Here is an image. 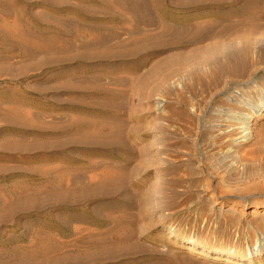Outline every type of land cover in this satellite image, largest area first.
Masks as SVG:
<instances>
[{"label":"rangeland","instance_id":"rangeland-1","mask_svg":"<svg viewBox=\"0 0 264 264\" xmlns=\"http://www.w3.org/2000/svg\"><path fill=\"white\" fill-rule=\"evenodd\" d=\"M209 1L163 0L178 35L153 12L138 32L131 0H0V264L25 257L39 214L64 264H264V48L218 71L214 37L192 32ZM27 24L43 34L10 51ZM47 181L39 200L63 192L62 204L9 213L12 183ZM80 186L98 198L77 202ZM85 235L112 239L88 261Z\"/></svg>","mask_w":264,"mask_h":264},{"label":"bare ground","instance_id":"bare-ground-1","mask_svg":"<svg viewBox=\"0 0 264 264\" xmlns=\"http://www.w3.org/2000/svg\"><path fill=\"white\" fill-rule=\"evenodd\" d=\"M131 2H132V5L130 7V10H132V12L135 14V21H136V26H137L136 30L138 32L139 31L141 32L144 30L141 27V25L146 26V25H149L150 23V21L148 20H143L144 22L142 21V17H144L145 15H148L150 17L151 13L153 12L154 16H157V21L158 19L162 20V18L166 16V11L161 6L163 0H131ZM209 4H210L209 5L210 10L203 13V16L210 18L212 20L207 21V22L204 21V23H201L200 25L196 24L197 25L196 27H192L193 28L192 32H194L193 34H195L196 37H200V38L203 37L207 39L208 37H214V40L208 42L206 44L207 46L205 47L208 50V52L211 53L210 55L211 58L209 56L210 61L211 60L213 61L212 63L215 64L218 71L222 70V71L230 72L232 71V69L234 70V68L237 67L239 64L242 65V63H244L245 60H247V58L250 57L249 55L255 52V50H258V49L260 50L264 48V0H211L209 1ZM166 17L167 18L165 20H162L163 25H162V29L160 32L161 34H165L166 32H171V33L174 32V34L176 33L178 35H181L182 32L185 31V28H183V26L174 27V25H179V23L181 24V22L183 21L182 19H179L176 17L174 18L171 15L166 16ZM201 29L207 30L206 35H203L201 33L200 31ZM18 31L19 33L14 32L15 34L13 35H14V38L18 39L19 41H16L14 45L9 44L10 51L15 49L16 45L18 46L34 45L33 39L40 38L39 35L43 34L44 32L43 30L35 31V29L31 28L29 24L23 25V26L21 25V29H19ZM8 34L7 32L3 31L0 34V42L4 43L8 41L9 39L6 40V38L11 37V35L9 34L8 36ZM54 37H57V36L54 35ZM196 37L195 39H197ZM43 47L42 45H40V47L37 46L36 48L41 49ZM205 62L207 64L210 63L209 60ZM10 110H13V109H10ZM5 114L7 115L6 116V119H7V117H9V114L8 113H5ZM13 117L14 116H12L11 118ZM10 120L8 122L9 125H12V128L15 129L16 127L13 126V124L15 125L16 123L20 121L19 120L14 121L16 123H13L11 122L13 120L11 121ZM19 125L21 126L23 125V123L22 124L19 123ZM23 127H25L24 129H28L26 125L25 126L23 125ZM8 128H10L11 131L13 132V129L10 126ZM41 146L44 147V144ZM56 146L59 147L58 145ZM63 147H59L60 151H61V148L63 149ZM59 148H56V149L59 150ZM36 159L41 160V161H47V160L52 161L53 159L55 160V158L52 155L47 156L45 154L36 156ZM35 170L37 171V169ZM55 184H58V186H61L60 179H56ZM54 190H55V187H53V184L49 181H47L44 185L37 187V188L35 187L32 188L24 184L18 185V184L12 183L10 185V194H11L10 202L13 207L10 209L9 213H14L16 210L21 208L22 206L21 201H24V200H27L30 207L34 208L37 213L38 212L41 213L47 203L54 204V205H57L60 203L62 204V202H64V199L67 198V195L63 192L56 193L58 197H52L56 195H52L50 193V195H48L45 199L43 200L41 199L42 201L39 200L40 194H42L43 192L46 193L47 191L48 192L52 191L53 193ZM97 194H98L97 191L90 188L89 186H80L79 188H76L75 193H72V195H74L75 198L78 199L77 202L86 201L87 203H93L98 198ZM95 213L97 212L95 211ZM71 218H74L79 221L83 220L82 216H77V215L74 217L71 216L70 219ZM53 220H55L56 225H59V228L67 224L66 218L60 215H57L55 219ZM48 221H51V217L48 214H39V219L35 221L31 220L27 222L26 224H24L25 230L31 233L32 238L34 239V243L31 246H29L28 250L26 249V255H24L25 257H23V254H22L23 252H25L24 249L14 250L16 264H64L67 261L71 260L69 256L59 255L58 253L60 250L59 246H62L63 243L61 242L58 243V241H56V239L53 237L54 235L52 234L51 229L49 230H45L43 228L34 229L36 226L46 225L47 223H49ZM94 222H96V220ZM105 236L106 235H104L102 238L98 237L97 239H94L93 236H90V235H85V237L84 236L81 237L79 242H81L83 245L86 246V248H83L84 250L81 248L84 251L82 253L88 255V257L89 255H92L93 258L97 257L99 255L98 252L102 251V249L104 248L106 240L112 239L110 237L105 238ZM190 251H193V249H190ZM50 252L55 254L52 258L48 257V253ZM79 252H81V250ZM81 254H78V257ZM88 257L86 256L83 258L80 257V259L81 260L83 259L82 261H86L84 260V258L86 259ZM72 259L74 260V258ZM89 259L91 260L90 257L88 258V261ZM75 260H76V257H75ZM97 261L100 263V260H97ZM86 263H89V262H86ZM92 263L95 264L94 262ZM79 264H82V263L79 262Z\"/></svg>","mask_w":264,"mask_h":264}]
</instances>
